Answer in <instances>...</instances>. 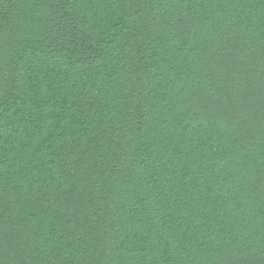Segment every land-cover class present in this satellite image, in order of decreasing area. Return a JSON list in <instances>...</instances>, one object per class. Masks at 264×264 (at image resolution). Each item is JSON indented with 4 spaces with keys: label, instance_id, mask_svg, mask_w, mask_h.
<instances>
[{
    "label": "trees",
    "instance_id": "16d2710c",
    "mask_svg": "<svg viewBox=\"0 0 264 264\" xmlns=\"http://www.w3.org/2000/svg\"><path fill=\"white\" fill-rule=\"evenodd\" d=\"M0 264H264V0H0Z\"/></svg>",
    "mask_w": 264,
    "mask_h": 264
}]
</instances>
